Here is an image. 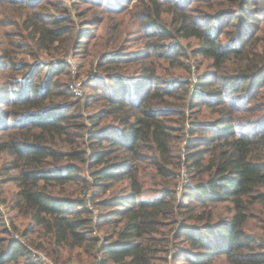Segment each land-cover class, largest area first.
I'll return each mask as SVG.
<instances>
[{
    "label": "trees",
    "instance_id": "1",
    "mask_svg": "<svg viewBox=\"0 0 264 264\" xmlns=\"http://www.w3.org/2000/svg\"><path fill=\"white\" fill-rule=\"evenodd\" d=\"M185 1L147 0L150 5L139 13V17L143 20V26L150 31L147 35L152 40L151 44H147L148 49L135 55L141 60L157 53L166 61L175 60L183 54L178 39L194 37L202 41L196 53L212 59L216 69L212 76L217 80L221 79V75L228 76L227 63L231 60L246 62L240 73L231 78L226 77L230 89L228 94L218 89L207 93L208 96L214 97L216 103L221 104L229 94L245 88L252 97L243 99V102L252 103L260 97L264 87V51L261 50L262 45L257 43L260 40L258 34L254 30L249 32L243 25L251 20V14L258 9L261 0H228L235 9L228 16L227 25L234 27L236 32L229 41L221 40L225 32L222 25L218 27L217 20L215 23L205 22V27L199 25L196 19L191 22L193 19L187 14ZM99 3L103 6L105 1ZM19 4L27 13L23 20L24 27L29 30V37L35 41L39 50L49 51L58 42L64 46L65 52L68 51L77 33L75 23L70 18L55 17L36 10L41 5L40 0H20ZM165 4L173 6L168 9L175 11L176 17L171 23L174 25L173 30L163 21ZM261 4L264 5V0ZM215 5L209 3L208 8ZM43 8L42 11H47ZM216 11L213 14L204 11V14L216 18L215 14L219 13ZM89 33L87 28H81L77 35L79 39H84L89 37ZM90 51L86 52L89 54ZM111 55L114 57L117 53ZM116 61L113 58L108 60L110 64ZM134 61H138L137 57ZM66 67L68 64L63 60L40 62L28 74L33 81L31 85L27 87L24 82H16L17 88L11 90L14 100L9 99L11 103L8 104L20 109V112L10 114L8 118L14 119L13 128L16 132L0 141V159L5 154L12 157L2 172L13 173L9 179L17 183L14 208L20 213L29 214L45 233L49 239L46 242L48 246L43 249L47 257L54 258L56 254L59 259L60 252L67 247H85L92 257L96 255L94 253H101L104 262L109 259L114 264H163L170 243L169 238L160 232L161 227L177 223V213L189 215L190 206L194 203L207 206L230 201L233 216L228 221L213 222L212 214H190L182 218L176 234L189 246L182 250L185 252V263L212 264L217 259H223L224 264H264V239L254 237L246 229V223L253 215V207L264 210V114L260 120L249 124L253 125L251 134L238 133L233 121L230 120L231 123L225 118L218 123H192L194 130H191V135L205 131H212V134L192 139L189 143L188 148L194 149L187 156L193 172L189 171L198 181L194 186H184V193L189 200L183 203L177 197V184L174 182L176 173L168 166L175 164L172 134L185 129L182 123L190 98V82L187 79L163 80L153 65L145 66L141 70V77L133 84H128L122 74H115L112 81L119 83L115 94L103 97L106 109L92 119V125L96 126L105 117L112 116L120 123L119 134L109 136L107 129L90 132L99 144L108 142L111 147L132 154L131 163L125 158L119 163H112L108 159L113 153L111 147L99 150L97 145L91 144V152L77 151L72 145L66 151L59 147L58 140L64 134H69L66 123L73 115L65 114L69 106H48L46 103L54 99L55 86L59 87V81L53 80L54 77ZM43 69L47 70L45 77H41ZM163 71L166 72V69L163 68ZM35 72L41 79L39 83L35 81V75L34 79L32 77ZM181 88L185 89L183 101L178 98V89ZM63 93L65 91L57 95ZM166 97L177 98L181 103L172 107L173 104L165 100ZM158 99L163 104L157 103ZM170 123H179L181 126L173 128ZM145 151L151 153L150 161L153 162L156 174L160 178L171 177L166 184L162 183L161 194L155 198L141 197L143 186L139 182L138 172L139 163L148 158L144 156ZM75 161H90V168L96 167L91 171L93 186L102 191L110 187L107 180L120 177L124 172L130 174L131 194L119 199L100 200L95 204L109 209V212L102 215L105 225L108 224L107 219L114 216L110 224L118 230L115 232L117 242L113 244L99 246V240L90 236L91 228L95 226L93 212L85 206L84 199L65 193V186L75 181L82 180L86 186L90 183L79 176L81 170L73 163ZM62 162L67 163L63 168L59 166ZM115 208L119 209L116 213L113 210ZM181 208L184 211L179 213ZM195 217L204 222L186 223L187 219ZM160 234L164 237H160ZM19 257L25 259L24 264H41L22 242L0 237V264L17 262Z\"/></svg>",
    "mask_w": 264,
    "mask_h": 264
},
{
    "label": "rangeland",
    "instance_id": "2",
    "mask_svg": "<svg viewBox=\"0 0 264 264\" xmlns=\"http://www.w3.org/2000/svg\"><path fill=\"white\" fill-rule=\"evenodd\" d=\"M100 1L40 0L41 5L36 10L55 17L70 18V21L75 23L77 33L81 28L90 30L89 37L84 39H79V35L76 33L68 51L65 52L64 46H61L58 42L49 51L39 50L35 45V41L29 37V30L24 27L23 20L26 18L25 15L27 13L21 8L20 0H0V141L16 132V129L13 128L14 119H8L10 114L16 115L20 112V109L8 105L11 103L9 99L14 100L11 90L17 88L18 84L16 82H24L28 87L32 81L28 74L30 70H33L34 66H38L40 62L53 63L63 60L67 62L68 67L54 77L53 80L59 81V87L55 86L54 94L56 95H54V99L46 103L48 106H69L65 110V114L73 115V117L68 118L69 120L66 123L69 134H64L58 140L59 147L66 151L70 150L72 145V148L77 151L86 150L87 152H91V144L92 146L97 145L99 150L110 148L111 145L108 142L99 144L96 139L92 138L93 136H91L90 132H102L107 129L110 132L107 133L109 136H112L113 133L115 135L119 134L118 127H120V123L115 117H105L96 126L92 125V119L99 112L106 109L103 97L115 94L119 83L112 81L113 77L115 74H122L128 84H133L141 77V70L145 66L153 65L157 68L158 74L163 80L187 79L190 82L188 87L190 98L186 107L185 119L182 123L185 129L184 131H174L172 134L175 164L168 166V168H173L176 173L177 177H175L174 182L176 181L177 186L184 180L187 181V187L194 186L198 178L192 177L191 161L187 158L188 153L193 152L194 149H189L188 146L192 139H199L201 138L200 136L208 137L212 134V131L191 135V130H194L192 123H218L222 118H225V120L233 121L238 133L251 134L253 125L249 124L252 121L260 120L264 114V87L260 97L252 103L246 104L247 101L243 102V99L247 100L252 97L250 93L246 92L245 88L229 94L225 102L216 103L214 97H209L208 94L218 89H222L228 94L230 89L229 81H226V77L231 78L240 73V70L245 67V61L231 60L227 63L228 76L221 75V79L217 80L212 76L216 73L212 59L196 53V50L201 47L202 41L194 37L178 39L180 36L177 39L182 45L183 54L181 57L166 61L167 59L164 60L157 56V53H154L153 56L141 57L142 59L140 60V57L135 54L143 52L146 48L148 49L147 44H151L150 40H152L147 35L150 31L143 26V20L139 17V13L148 8L149 2L147 0H104L105 4L102 6L99 3ZM262 1L258 4V9L252 12L251 20L243 26L249 32L254 30L258 34L260 40L257 43L262 45L261 50L264 51V5L261 4ZM184 3H187L188 6L187 14L190 19H193L191 22L196 19L199 25L201 24L205 27V22L215 23L217 20L218 23L216 24H219L218 27L222 25L221 28L225 32L221 40L229 41L235 36V28L227 25L228 16H231V12L235 9L230 1L201 0L197 2L196 0H186ZM209 3L216 5L213 8H208ZM165 5L164 9L166 8V11L162 14L163 21L168 25L167 27H171L173 30L174 25H171V23L174 16L176 17L175 11L168 9L173 6ZM43 6V9L46 8L47 11H42L41 8ZM216 10L219 11L217 14L214 13L216 18L204 14V11L213 14ZM235 17L237 18L236 15ZM77 41L80 42L77 43ZM169 43L171 42H167V44ZM160 44L162 43L160 42ZM88 50H91L89 54L86 52ZM116 53L117 55L110 57L113 56L111 54ZM5 55L7 57L3 59ZM135 56L138 61H134ZM110 58L117 61L110 64L108 62ZM151 61L153 62L152 64ZM12 64L15 65L12 66ZM106 68L108 71H106ZM163 68L166 69L167 73L163 71ZM46 71V69H43L41 77H45ZM34 75L36 76L35 81L41 82V79L38 78V73L32 74L33 79ZM27 77L29 79H26ZM200 84H203V86H198ZM63 91H65L63 95H57L58 92ZM178 92L179 100L183 101L185 89H178ZM165 100L170 101L173 104L172 107H176L177 104L181 103L177 98L166 97ZM161 102L158 99L157 103L163 104ZM170 124L173 128L181 126H179V123ZM111 148L113 153L108 159L112 163H119L123 158L131 163L132 154L122 149H116L117 147ZM144 156H148V158H144L145 160L139 163L138 172L139 182L143 186L141 197L155 198L161 194L162 183L166 184V182L171 180V177L160 178L156 174L153 162L150 161L151 153L145 151ZM11 159L12 157L6 154L0 159V237L6 240L14 238L22 242L29 251H32L37 256L41 264H114L109 259L104 262L103 255L99 252L94 253L96 255L92 257L85 247H67L60 252L59 259L56 254L54 258L47 257L43 249L48 246L46 242H49V239L45 233L33 222L29 214L20 213L14 208L13 201L16 198L18 186L15 181L9 179L13 173L2 172V168ZM63 162L59 163V166H62L61 168L67 164ZM73 163L80 167L79 176L90 183L86 186L82 183V180L75 181L65 186V193L74 198L84 199L85 206L93 212L95 226L91 228L90 236L99 240V246L117 242L115 232L118 228L110 224L114 216L108 218V224L105 225L102 215L109 212V209L100 208L95 204L100 200L119 199L131 194L130 174L124 172L120 177L107 180L106 182L110 184V187L107 191H102L93 186L94 179L91 177V171L96 167L90 168V161L83 163L75 161ZM51 169L53 170V168ZM98 180L104 182L103 179ZM183 193L184 188L177 194V197L180 201L186 203L189 197H187L186 193ZM232 206L230 201L211 203L207 206L194 203L190 206L191 209L188 212L192 216L212 214L211 220L213 222L228 221L233 216ZM253 208V215L246 223V229L254 237L264 239V210L260 207ZM113 210L116 213L119 209L115 208ZM183 211L184 209H179V213ZM115 215L117 216V214ZM189 215L183 214L182 216L181 213H177L175 217L177 223L160 228V232L169 238L170 243L166 254L167 259L163 264H186L183 257L185 252L182 250L189 248V246L182 241V237H177L176 233L182 218ZM198 219V217L190 218L186 220V223L200 224L204 222H200ZM164 235L160 234V237H164ZM45 250L48 251V249ZM24 261L23 257H19L17 262L11 264H24ZM212 264H224V260L217 259Z\"/></svg>",
    "mask_w": 264,
    "mask_h": 264
},
{
    "label": "built area",
    "instance_id": "3",
    "mask_svg": "<svg viewBox=\"0 0 264 264\" xmlns=\"http://www.w3.org/2000/svg\"><path fill=\"white\" fill-rule=\"evenodd\" d=\"M187 181L186 180H184V181H182L180 184H178V186H177V192H178V194L180 193V191L184 188V186H186L187 184ZM88 208V207H87Z\"/></svg>",
    "mask_w": 264,
    "mask_h": 264
}]
</instances>
